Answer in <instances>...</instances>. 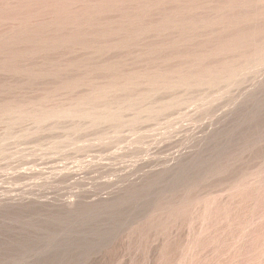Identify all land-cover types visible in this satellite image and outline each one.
<instances>
[{"label": "rangeland", "instance_id": "374dc122", "mask_svg": "<svg viewBox=\"0 0 264 264\" xmlns=\"http://www.w3.org/2000/svg\"><path fill=\"white\" fill-rule=\"evenodd\" d=\"M0 264H264V0H0Z\"/></svg>", "mask_w": 264, "mask_h": 264}]
</instances>
